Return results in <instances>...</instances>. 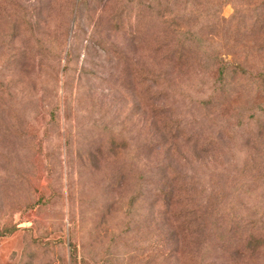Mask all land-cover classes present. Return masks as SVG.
Segmentation results:
<instances>
[{"label":"rangeland","instance_id":"374dc122","mask_svg":"<svg viewBox=\"0 0 264 264\" xmlns=\"http://www.w3.org/2000/svg\"><path fill=\"white\" fill-rule=\"evenodd\" d=\"M0 264H264V0H0Z\"/></svg>","mask_w":264,"mask_h":264},{"label":"trees","instance_id":"16d2710c","mask_svg":"<svg viewBox=\"0 0 264 264\" xmlns=\"http://www.w3.org/2000/svg\"><path fill=\"white\" fill-rule=\"evenodd\" d=\"M162 48H163L162 45L158 44V46L156 47V50H160ZM230 65L231 64H229V63L221 61L220 63H218L217 67L215 68L216 74H218L219 77H222V78L225 77L227 72H228V70H229V68H230ZM233 66H234V69L236 70V72L238 74H240V75H245L246 74L247 71L244 68H242L240 65H233ZM184 194L188 195V193H184ZM155 196H156V199H157L156 201L158 203L159 202H163V206H164V203H168V202L170 203L175 198L174 195L171 193V191H169V193H167V194H165V192H163V191H159L158 193L155 194ZM178 201L181 202V200H178ZM183 221H186V219L183 220Z\"/></svg>","mask_w":264,"mask_h":264}]
</instances>
